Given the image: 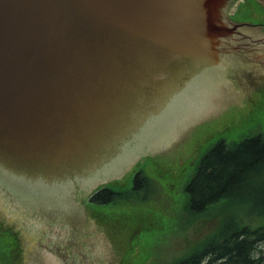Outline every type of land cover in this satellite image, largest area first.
I'll list each match as a JSON object with an SVG mask.
<instances>
[{"label": "water", "instance_id": "95a60500", "mask_svg": "<svg viewBox=\"0 0 264 264\" xmlns=\"http://www.w3.org/2000/svg\"><path fill=\"white\" fill-rule=\"evenodd\" d=\"M237 1L0 0V208L15 264L35 252L38 264H117L84 189L121 181L164 132L264 73V7L251 26L228 17ZM186 72L197 76L184 84Z\"/></svg>", "mask_w": 264, "mask_h": 264}, {"label": "rangeland", "instance_id": "374dc122", "mask_svg": "<svg viewBox=\"0 0 264 264\" xmlns=\"http://www.w3.org/2000/svg\"><path fill=\"white\" fill-rule=\"evenodd\" d=\"M263 7L264 0H238L228 17L254 26ZM259 133L264 138V73L249 90L219 100L210 118L164 132L156 158L121 181L84 189L89 216L117 241V264H175L211 241L230 237L233 229L263 226L264 196L224 198L192 212L186 187L217 141L232 145ZM138 170L149 179L142 191L104 204L91 201L103 186L130 188ZM255 254L264 256V240ZM0 264H15L10 217L1 208Z\"/></svg>", "mask_w": 264, "mask_h": 264}, {"label": "trees", "instance_id": "16d2710c", "mask_svg": "<svg viewBox=\"0 0 264 264\" xmlns=\"http://www.w3.org/2000/svg\"><path fill=\"white\" fill-rule=\"evenodd\" d=\"M148 181L143 170H138L130 188L103 186L91 196V201L104 204L130 197L142 191ZM263 186L262 135H251L232 145L220 139L203 154L195 175L186 186L188 206L192 212H202L224 198H259L264 196ZM233 230L230 237L220 242L211 241L175 264H210L212 261H218V264H264V256L255 254L257 243L264 240V225Z\"/></svg>", "mask_w": 264, "mask_h": 264}, {"label": "flooded vegetation", "instance_id": "af4514ba", "mask_svg": "<svg viewBox=\"0 0 264 264\" xmlns=\"http://www.w3.org/2000/svg\"><path fill=\"white\" fill-rule=\"evenodd\" d=\"M264 42V41H263ZM12 180H14V179H12ZM19 180V179H18ZM17 179H16V181H18ZM2 181V180H1ZM21 186V185H20ZM24 190H21V192H25V189H30V187H32L31 185H29V184H26V183H24V185L23 186H21ZM21 192H18V194L19 195H21ZM30 195L31 196H36V195H38V194H36V193H33V192H30ZM31 257L32 258H34V262H30L31 264H38V254H35V255H31Z\"/></svg>", "mask_w": 264, "mask_h": 264}]
</instances>
